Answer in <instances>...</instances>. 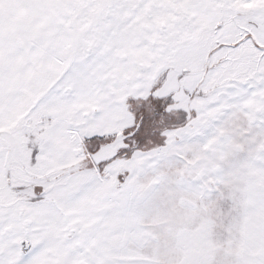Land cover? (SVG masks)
Listing matches in <instances>:
<instances>
[{"label": "snow or ice", "instance_id": "6c2138e0", "mask_svg": "<svg viewBox=\"0 0 264 264\" xmlns=\"http://www.w3.org/2000/svg\"><path fill=\"white\" fill-rule=\"evenodd\" d=\"M0 264H264V0H0Z\"/></svg>", "mask_w": 264, "mask_h": 264}]
</instances>
